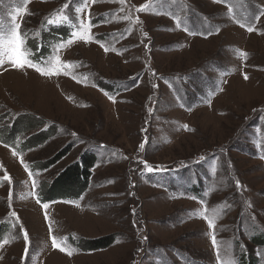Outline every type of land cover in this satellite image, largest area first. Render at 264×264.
<instances>
[{
    "label": "rangeland",
    "instance_id": "374dc122",
    "mask_svg": "<svg viewBox=\"0 0 264 264\" xmlns=\"http://www.w3.org/2000/svg\"><path fill=\"white\" fill-rule=\"evenodd\" d=\"M0 2L25 44L79 6ZM16 7L27 14L13 22ZM261 12L264 0H89L76 15L92 39L54 48L59 75L0 66V128L15 132L0 140V264H264L250 239L264 234ZM82 157L86 186L44 208L37 193L73 192L54 183Z\"/></svg>",
    "mask_w": 264,
    "mask_h": 264
},
{
    "label": "snow or ice",
    "instance_id": "6c2138e0",
    "mask_svg": "<svg viewBox=\"0 0 264 264\" xmlns=\"http://www.w3.org/2000/svg\"><path fill=\"white\" fill-rule=\"evenodd\" d=\"M21 3H28L29 0H20ZM70 2L72 4H77V0H70ZM92 3H95L96 0H91ZM121 2H123V0H121ZM89 4V0H79V6L75 7L74 9V13L72 15V18L70 19L69 15L64 14V15H59L55 20L53 19H48L47 23L50 25H56V26H60L62 23H68L69 27H75V31H72L70 33V38L67 41H61L58 45H57V51H59L60 48H64L67 45H71L74 41V39H79V40H90L92 39L91 36L88 35L89 30L91 28V22L89 20L88 23H85L83 19L80 18L79 13H82L84 11L85 8L88 7ZM148 5L145 6H140L138 10L140 11H146L149 10ZM65 9H69V4L66 3L63 6V9H61V12H63V10ZM123 10V9H121ZM231 11V9H229ZM20 13H24L27 14V9L26 8H21V7H16L14 9V11L12 13H10L11 15V21L15 22L17 19V15ZM260 15H264V12H261L259 15H256L254 17L255 20H259V16ZM123 19H130V17L125 16L123 17ZM137 22H139L137 20ZM177 23L179 24L180 21L177 20ZM244 26V25H242ZM21 28L20 24H16V23H12L11 27H8L7 23L5 22V20L3 18H0V66H3L5 64V62L9 63L12 65L13 68L16 69H20L23 70L25 68H34L35 71H37L38 73H40L41 75L44 76H52V75H59L62 71V69H64L67 65L63 64L60 60V57L57 55L54 58H49L46 61L43 62H34L32 59H30V55H32V53L26 49L25 46V39L26 37L24 35H22L21 31H19ZM254 29L252 26H248L247 27V31L252 32ZM146 35V34H145ZM101 46L103 47L104 45L101 44ZM108 49L105 48V51H107ZM246 55V54H245ZM245 79H247L248 77L245 76ZM222 90V89H221ZM184 128L186 130L188 129L187 125H184ZM140 148L143 149L144 148V144L141 143ZM15 155V153H13ZM21 163H23V160H21ZM145 167L147 169V171L152 172L153 168L147 164H145ZM25 170H28V166L25 165ZM32 173L29 172V176H31ZM4 179L6 181L11 182V177L9 176H5ZM36 182H33V186L35 187ZM237 185L239 186V182H237ZM44 208H47L48 205L44 204L43 205ZM213 212H215V209H213ZM12 216H16L15 212L11 213ZM199 215L206 219L209 228H213L215 227L214 225V218H209L208 215L205 214V212H200ZM23 239L28 242L29 241V235L27 233V231H24L23 234ZM8 241L5 240L4 243H7ZM53 245L56 246V238L53 237ZM212 244L215 247L217 245V241L215 238V235L213 234L212 236ZM61 251H65V249L63 247L60 248ZM71 251L68 252V255H71ZM217 254L219 256V250L217 251ZM231 264H234V262H231Z\"/></svg>",
    "mask_w": 264,
    "mask_h": 264
},
{
    "label": "trees",
    "instance_id": "16d2710c",
    "mask_svg": "<svg viewBox=\"0 0 264 264\" xmlns=\"http://www.w3.org/2000/svg\"><path fill=\"white\" fill-rule=\"evenodd\" d=\"M6 1V0H5ZM11 1V0H8ZM2 2H0L1 5ZM43 29L46 31H41L39 34V40L35 39L32 41H29L25 44L26 49L29 50L32 55H30V59H32L34 62H42L43 60L47 59L49 56L52 55L54 48L63 40L66 38H69L70 32L69 29L65 26H46V22L43 23ZM37 31V30H35ZM26 34V33H25ZM27 35V34H26ZM27 129H19V131H23ZM48 133H50V129H47L46 131L38 134L35 137H31L29 140V144L32 145H38L41 144V142L45 141V139L48 137L46 136ZM260 133V132H259ZM258 133V134H259ZM15 132L13 128L7 127V128H0V140L7 141L12 140ZM257 134V135H258ZM256 135V136H257ZM50 136V135H49ZM260 137L264 138V135L260 134ZM11 141V142H12ZM264 150V146L262 148ZM18 151V149H17ZM53 164V163H51ZM49 164V165H51ZM93 165L92 159H87L82 157L81 162H77L73 164L67 171H65L61 176H59L54 184L60 183L61 186H69L73 185L72 188H74L73 192H69L66 194H58L49 192V188L52 187V184L49 186L47 184L46 188L47 191L43 193V196H39V200L41 203H47L49 199L57 198L58 196L63 195H76L86 186L88 181V175L89 170L91 166ZM79 195V194H78ZM75 197V196H74ZM57 199H54L55 201ZM250 239L252 240L253 244H263L264 245V234L263 233H256L254 236H250ZM111 242L109 241H96V243L92 244V246H99L107 248L110 245ZM256 259L253 258V256L249 255L248 253H242L240 254V262L241 264H257Z\"/></svg>",
    "mask_w": 264,
    "mask_h": 264
}]
</instances>
